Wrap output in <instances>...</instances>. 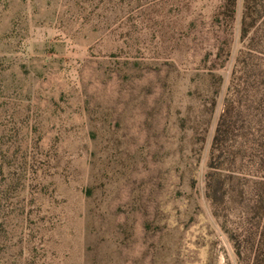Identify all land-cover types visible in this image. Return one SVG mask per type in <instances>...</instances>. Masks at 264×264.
<instances>
[{
    "label": "rangeland",
    "instance_id": "374dc122",
    "mask_svg": "<svg viewBox=\"0 0 264 264\" xmlns=\"http://www.w3.org/2000/svg\"><path fill=\"white\" fill-rule=\"evenodd\" d=\"M222 2L0 0V264H242L250 133L227 201L206 192L243 46L238 0L219 67Z\"/></svg>",
    "mask_w": 264,
    "mask_h": 264
},
{
    "label": "trees",
    "instance_id": "16d2710c",
    "mask_svg": "<svg viewBox=\"0 0 264 264\" xmlns=\"http://www.w3.org/2000/svg\"><path fill=\"white\" fill-rule=\"evenodd\" d=\"M238 0H223L214 18L224 26L225 37L218 50V65L222 67L231 53V37ZM264 23V0H244L241 21L243 46L233 69L231 82L225 98V108L216 126L209 156L206 192L213 207L218 208L228 198L223 177L232 172L238 160L236 149L239 134L250 133L249 158L256 167L254 192L251 191L260 216L259 227L247 231V235H231L242 264H264V51L254 41ZM258 46V47H257ZM260 52L262 54H260ZM213 81L218 92L223 77L214 74ZM213 103H216L214 98ZM247 237V238H246ZM246 238V239H245Z\"/></svg>",
    "mask_w": 264,
    "mask_h": 264
}]
</instances>
